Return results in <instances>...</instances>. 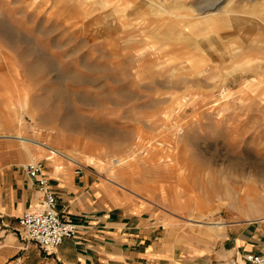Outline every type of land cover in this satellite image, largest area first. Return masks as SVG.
Listing matches in <instances>:
<instances>
[{"label":"rangeland","instance_id":"rangeland-1","mask_svg":"<svg viewBox=\"0 0 264 264\" xmlns=\"http://www.w3.org/2000/svg\"><path fill=\"white\" fill-rule=\"evenodd\" d=\"M52 152L188 241L264 227V0H0V167Z\"/></svg>","mask_w":264,"mask_h":264},{"label":"crops","instance_id":"crops-1","mask_svg":"<svg viewBox=\"0 0 264 264\" xmlns=\"http://www.w3.org/2000/svg\"><path fill=\"white\" fill-rule=\"evenodd\" d=\"M48 155L44 171L57 211L77 223L78 232L49 253L28 240L18 219L39 208L43 195L25 164L4 162L0 264H246L247 253L264 252V227L227 223L221 232L210 230L209 238L188 241L173 213L140 203L99 171L58 160L63 153Z\"/></svg>","mask_w":264,"mask_h":264},{"label":"built area","instance_id":"built-area-1","mask_svg":"<svg viewBox=\"0 0 264 264\" xmlns=\"http://www.w3.org/2000/svg\"><path fill=\"white\" fill-rule=\"evenodd\" d=\"M26 175L33 180L42 192L39 208L27 210L18 219L19 226L28 240L34 242L42 251L49 253L64 239L73 238L79 225L64 219L57 211V199L49 186V178L42 161L35 160L23 165ZM246 264H264V252L247 253Z\"/></svg>","mask_w":264,"mask_h":264},{"label":"bare ground","instance_id":"bare-ground-1","mask_svg":"<svg viewBox=\"0 0 264 264\" xmlns=\"http://www.w3.org/2000/svg\"><path fill=\"white\" fill-rule=\"evenodd\" d=\"M114 161H116V159H114ZM114 161H112V164H116ZM90 163H93V158L89 159ZM118 162V161H117ZM262 220H264V218H262Z\"/></svg>","mask_w":264,"mask_h":264}]
</instances>
